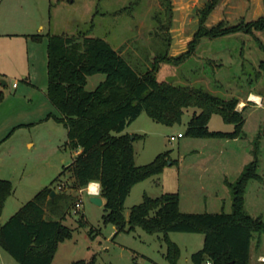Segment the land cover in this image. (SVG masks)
<instances>
[{"label": "rangeland", "instance_id": "374dc122", "mask_svg": "<svg viewBox=\"0 0 264 264\" xmlns=\"http://www.w3.org/2000/svg\"><path fill=\"white\" fill-rule=\"evenodd\" d=\"M207 1L170 0L168 11L164 0H0V178L13 184V193L0 213V225L44 187L71 196L72 205L59 197L57 206L66 207L62 221L72 230V237L58 244L51 264H72L91 257H95V264L170 262L164 256L167 243L161 234H148L139 227L116 233L114 224L103 219L106 212L103 205L94 204L86 191L79 194L72 187L73 175L67 167L75 152L68 145L66 125L56 119L59 111L45 94L47 35L89 32L105 38L142 73L152 68L155 56L168 53L169 57H176L188 50L198 28V11ZM262 16L264 0H217L205 25L211 27L219 22L235 25ZM262 45L264 29L203 37L189 56L179 63L160 61L156 71L159 81L201 87L224 99L239 96L248 103L241 138L227 144L236 150L231 158L233 167L242 160L248 163L252 159L256 124L264 117V98L262 106L246 100L249 89L264 94ZM104 78L101 73L88 76L86 90H93ZM2 79L7 85H2ZM29 80L34 86L29 85ZM15 81L17 87L13 88ZM199 110L184 109L181 122L173 126L156 122L147 112H142L126 128L130 136L138 135L132 142L136 165L150 163L159 153L170 151V164L161 173L131 188L124 203L126 218L131 207L142 202L144 193L151 197L178 193L180 210L185 212L231 211V190L226 182V191L221 190L223 200H215L209 194L212 191L209 187L207 193H201L200 178L217 184L220 170L217 164L208 161L209 170L205 173L203 168L199 169V162L206 155L217 154L216 149L225 139L194 138L185 133L189 119ZM208 128L231 131L234 125L213 113ZM179 133L182 137H178ZM258 156L259 178L248 182L244 206L248 214L264 220L263 135L259 139ZM234 171L229 172L227 181L236 180ZM60 184L62 190H58ZM79 199L81 204L76 209L74 203ZM81 217L84 225L79 222ZM168 236L180 248L178 264H194L191 254L203 247V234L169 232ZM256 236L252 239L251 257ZM0 264L20 263L0 245Z\"/></svg>", "mask_w": 264, "mask_h": 264}, {"label": "trees", "instance_id": "16d2710c", "mask_svg": "<svg viewBox=\"0 0 264 264\" xmlns=\"http://www.w3.org/2000/svg\"><path fill=\"white\" fill-rule=\"evenodd\" d=\"M164 2L170 11V0ZM216 3L217 0H208L199 9L198 28L185 53L176 57L159 54L153 58L152 68L142 73L105 38L89 32L47 35V97L59 111L56 119L66 125L68 145L75 152L67 167L73 175L72 187L84 188L90 180H99L103 185L101 196L105 199L104 221L113 223L116 233L139 227L148 234H161L167 243L164 256L170 264H178L180 248L169 239V232L203 234V247L191 254L194 264H205L208 260L212 264H249L254 235H264V220L248 214L244 206L248 182L259 178L261 126L252 159L234 182L225 181L232 196L230 212H185L180 210L178 193L157 197L144 193L142 202L131 207L128 218L124 215V203L131 188L161 173L170 160L167 150L150 163L135 164L132 142L138 135L133 134L131 138L125 130L142 112H147L156 122L173 126L181 122L184 109L195 107L200 110L188 121L185 131L188 136L235 138L242 134L247 105L237 110V97L224 99L201 87L175 85L156 77L160 61L179 63L203 37L264 29V16L235 25L219 22L206 26L205 21ZM261 68L264 70V61ZM97 73L104 74L105 78L93 90H86L88 76ZM213 113L233 124V131L210 130L208 123ZM51 191L52 188L44 187L0 225V245L20 264H51L58 244L72 237V230L62 221L67 214L66 207L61 209L57 203L59 197L71 205L74 200L59 193L52 199ZM12 193V182L0 178V213ZM79 222L84 225L83 217ZM72 264H95V257Z\"/></svg>", "mask_w": 264, "mask_h": 264}, {"label": "crops", "instance_id": "0c3cea01", "mask_svg": "<svg viewBox=\"0 0 264 264\" xmlns=\"http://www.w3.org/2000/svg\"><path fill=\"white\" fill-rule=\"evenodd\" d=\"M1 83L3 86L7 85L6 81L3 79L1 80ZM28 83H29V85L34 86L32 80H29ZM16 87H13V88H16ZM249 93L254 99H256V100L261 99V105L260 104H257V105L262 106L264 94L260 93V92L254 93L251 91V89H249ZM45 94L47 97V89H46ZM237 97L239 99V103L236 107L237 110H241L245 105H247V107H249L248 103H245V101L242 97H239V96H237ZM246 100L249 101L248 97ZM249 102L256 104L253 101H249ZM245 122H246V117H245ZM260 126H261V129L263 131V136H264V117L260 118L258 123L256 124L257 131H258ZM231 131H233V130H231ZM231 131H224V132H231ZM238 138H241V136L235 137V138H220V139H225V141L220 144L221 147H219V149H216L217 154L206 155L204 157L203 161L199 162V166H200L199 169L203 168V172H205V173L209 170L207 167L208 161H213L215 164H217L218 170H220V172H218V175H217L218 176L217 184L212 183V180L209 181L205 177H202V178L199 177L201 179L200 180L201 193L202 192L207 193V188L209 187L212 190L211 193H209V194H211L215 198V200H217V201L218 200L220 201V199L223 200L220 196H221L222 191H224V192L226 191L227 187H226L225 181H226V179H229V176H230L229 172L232 169H234L235 171H234L233 175H234V178H237V176L239 175V173L243 169L244 165L247 163V161L242 160L238 165H235V167H233L232 165L230 166L231 160H232L231 159L232 155L235 153L236 150L234 148H230L229 146H227V144L229 143V141H238ZM182 163L187 164L184 161H182ZM204 195L207 196L206 194H204ZM102 200H103V204H104V198L103 197H102ZM256 237H257L256 242H255L256 244H255V246H253V256L252 257H251V251H252V243H251L249 264H264V261H262V258H264V245H263L264 238L259 236V235H257Z\"/></svg>", "mask_w": 264, "mask_h": 264}, {"label": "built area", "instance_id": "2783aa9c", "mask_svg": "<svg viewBox=\"0 0 264 264\" xmlns=\"http://www.w3.org/2000/svg\"><path fill=\"white\" fill-rule=\"evenodd\" d=\"M12 86H13V87H16V86H17V82H16V81L13 82ZM248 100H249V101H253V102L256 103V104H260V105H261V99H260V100H256V99L252 98L251 95L248 96ZM178 137H182V134L179 133V134H178ZM170 138H171V139H174V136H171ZM62 189H63V184L58 185V190H62ZM78 191H79V194H82V193H84L85 191L87 192V187L79 188ZM87 194H88V193H87ZM80 204H81V199H79V201L75 203V206H74V207L77 209V208L80 207ZM262 261H264V258H262ZM205 264H212V263H211V261L208 260V261L205 262Z\"/></svg>", "mask_w": 264, "mask_h": 264}, {"label": "clouds", "instance_id": "9594fccd", "mask_svg": "<svg viewBox=\"0 0 264 264\" xmlns=\"http://www.w3.org/2000/svg\"><path fill=\"white\" fill-rule=\"evenodd\" d=\"M86 187L87 193L91 197H99L103 191V185L99 180H90Z\"/></svg>", "mask_w": 264, "mask_h": 264}, {"label": "water", "instance_id": "95a60500", "mask_svg": "<svg viewBox=\"0 0 264 264\" xmlns=\"http://www.w3.org/2000/svg\"><path fill=\"white\" fill-rule=\"evenodd\" d=\"M131 138H133V136L131 135L130 136ZM170 164V162H168ZM57 195V193L53 190L51 191V198L53 199L55 196ZM90 200L94 203V204H97V205H103V200H102V197L99 196V197H91ZM231 264H233V262H231Z\"/></svg>", "mask_w": 264, "mask_h": 264}]
</instances>
